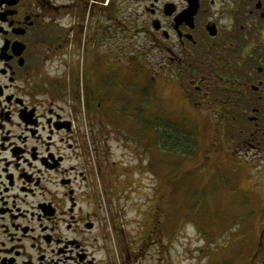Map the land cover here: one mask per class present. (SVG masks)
Segmentation results:
<instances>
[{"label":"flooded vegetation","instance_id":"flooded-vegetation-1","mask_svg":"<svg viewBox=\"0 0 264 264\" xmlns=\"http://www.w3.org/2000/svg\"><path fill=\"white\" fill-rule=\"evenodd\" d=\"M127 1L148 13V47L197 114L246 120L245 141L264 142V0H199L192 27L178 17L189 0ZM123 2L0 0V264H96L106 250L97 244L105 218L91 209L106 193L91 175L93 162L100 174L107 162V135L92 126L110 114L107 58L99 54L87 80L80 46L107 38Z\"/></svg>","mask_w":264,"mask_h":264},{"label":"rangeland","instance_id":"rangeland-1","mask_svg":"<svg viewBox=\"0 0 264 264\" xmlns=\"http://www.w3.org/2000/svg\"><path fill=\"white\" fill-rule=\"evenodd\" d=\"M121 15L107 22L106 39L80 46L87 80L99 54L107 58V84L96 81V90L110 114L99 112L92 125L107 135L101 174L92 163L91 187L106 193L101 210L91 198L106 223L96 264H121V250L130 264H264V142L245 141L246 120L197 114L148 47L143 6L124 0ZM96 27L90 20L87 32Z\"/></svg>","mask_w":264,"mask_h":264},{"label":"water","instance_id":"water-1","mask_svg":"<svg viewBox=\"0 0 264 264\" xmlns=\"http://www.w3.org/2000/svg\"><path fill=\"white\" fill-rule=\"evenodd\" d=\"M198 7L199 0H189V7L179 13L178 17H180L181 20H185L191 27L194 26V16L198 10ZM209 30L211 34H216V30H214L212 27H210Z\"/></svg>","mask_w":264,"mask_h":264},{"label":"trees","instance_id":"trees-1","mask_svg":"<svg viewBox=\"0 0 264 264\" xmlns=\"http://www.w3.org/2000/svg\"><path fill=\"white\" fill-rule=\"evenodd\" d=\"M169 124V123H168ZM171 124V123H170ZM172 126H173V128H175L176 129V126L174 125V124H171ZM163 132H165L166 133V138L167 139H171V142H172V144L173 145H175L178 149H181L182 147H180V145L178 144V137H175V133L174 132H169L168 130H165V131H163ZM173 140V141H172ZM188 150L190 151L191 149H189L188 148Z\"/></svg>","mask_w":264,"mask_h":264}]
</instances>
